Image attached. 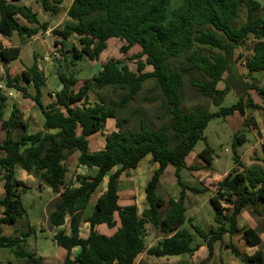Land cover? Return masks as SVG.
I'll return each mask as SVG.
<instances>
[{
  "label": "trees",
  "instance_id": "16d2710c",
  "mask_svg": "<svg viewBox=\"0 0 264 264\" xmlns=\"http://www.w3.org/2000/svg\"><path fill=\"white\" fill-rule=\"evenodd\" d=\"M64 1L41 0V4L45 11L57 14ZM172 2L73 0L68 8L72 22L53 31L62 38L55 41L62 57L60 61L74 63L83 58L98 61L108 40L119 38L124 41L120 52L128 60L136 61L137 69H131L121 59L109 58L97 75L76 89L77 74L70 69L63 71L60 63L57 75L63 88L55 89L56 97L48 105L42 99L47 78L37 60L21 74L7 75V88L17 90L22 98H31L42 110L45 121L37 132L28 130L24 114L16 104L9 118H5L8 96L0 84V129L6 132L0 142V182L4 181L0 198L3 207L0 249L6 248L29 263L43 264V257L25 248L28 236L36 233L34 227L30 226L27 233L19 236L6 235L3 231L4 225L17 223L27 213L23 196L31 188L18 178L17 169L21 168L58 195L49 212V222L53 227H63L54 235L56 244L66 252L63 264H138L136 261L144 252L156 258L194 255L202 246L208 249L205 259L208 261L217 243L230 249L244 264H264L260 229L239 225L240 213L248 209L264 231V143L262 155L247 165L238 153V146L246 138L242 129L235 133V166L215 184L210 198L215 210L214 224L208 229L187 215L188 191L201 195L211 189L188 186L180 174L183 169H199L188 165L187 158L200 140H205L206 147L199 157L203 166H211L214 149L204 133L211 119L227 118L239 112L245 117L244 126H249L251 121L257 128L256 121L247 117L246 109L264 110V107L250 97L248 102L240 98L231 106H223L231 87L228 81L222 89L218 85L225 80L236 49L244 46L251 36L255 45L252 55L246 59V67L250 73L264 71V8L260 0H182L172 10ZM242 6L246 8V20L235 26L238 23L233 22ZM21 18L28 24L22 23ZM29 24H39L38 13L31 7L20 4L19 0H0V36L10 38L17 33L24 44L49 26L47 22L36 27ZM72 35L78 37L81 47L65 46L64 41ZM135 45L141 51L129 55ZM20 55L21 46H4L0 37L3 62L17 60ZM22 80L33 85L34 94L21 84ZM148 80L155 81L152 90L159 91V95L147 100H160L163 110L160 117H168L161 124L130 107ZM187 84L199 95L210 98L218 110L201 107L186 110L183 89ZM107 88L123 93L119 99L108 98L104 94ZM249 88L264 97V86L252 82ZM90 94L97 101L91 102ZM132 117L137 120L129 126ZM109 119L116 120V129L107 134L102 149L93 151L90 137L101 132ZM76 151L78 165L95 171L77 174L68 181L66 161ZM148 156L158 167L147 182V203L140 211L135 203H120V179L124 172L136 169ZM170 165L176 169L181 190L177 197L165 198L158 189ZM105 180V190L97 198L92 213L84 218L94 193ZM82 222L90 225L86 238L81 236ZM100 225L116 230L112 235L103 234L97 229ZM148 225L164 235L151 247L146 246ZM226 234L241 235L248 244L259 248L249 255L233 242L225 243ZM76 247L80 250L73 256Z\"/></svg>",
  "mask_w": 264,
  "mask_h": 264
},
{
  "label": "rangeland",
  "instance_id": "374dc122",
  "mask_svg": "<svg viewBox=\"0 0 264 264\" xmlns=\"http://www.w3.org/2000/svg\"><path fill=\"white\" fill-rule=\"evenodd\" d=\"M264 8V0H260ZM73 0H65L62 4V9L65 11L72 4ZM182 3V0H173L171 9H175ZM246 8L241 7L237 18H235L233 24L237 22L235 26H240L246 20ZM12 44L19 45L22 47L21 56L19 59L12 61L10 64L11 68H17L21 66L22 63L30 65L33 62L34 51L42 57L49 56L50 53L44 50L43 47L37 42L24 44L22 45L21 39L18 35L11 37ZM255 45V39L251 36L246 44L242 47L236 49L234 60L231 64L229 72L225 73L224 81L220 82L218 87L224 88L226 81H228L231 91L227 94L223 106H231L234 103H237L240 98H243V101L248 102L249 97L253 99L255 103L262 105L264 107V97L259 95L255 90L250 89L249 85L252 82L264 86V71L250 73L246 67L247 57L252 55L253 47ZM59 53V52H58ZM136 49H132L130 54H135ZM57 55V54H56ZM51 55L49 57L50 64H47V78L49 80V86L55 89H58L61 84H59V79L57 77V72H50L51 69L55 70V65L53 62L56 59V56ZM53 56V58H52ZM108 57H116L125 61L131 69L136 70L137 65L136 61L128 60L127 56L120 52V49L116 48V44L112 43L110 46L103 52L101 59H106ZM1 61V60H0ZM53 61V62H52ZM98 62V61H97ZM93 63L87 58L81 60H75L74 63L61 62L62 70L70 69V72L77 74L79 83L76 86L78 89L80 85L86 80L91 78L96 74L100 68L101 64ZM45 64V63H44ZM58 65V64H57ZM59 66V65H58ZM54 68V69H53ZM149 68V67H148ZM4 72L3 64L0 62V84L4 89H8L6 86L5 76L1 73ZM5 79V80H4ZM155 86L154 80H148L142 91L137 96V99L131 103V109H138L141 116L151 120L156 124H161L168 120V117H163V110L160 109V100L159 101H148V98L156 97L159 95V91H153L152 88ZM12 96L8 95L7 106L5 109V118H9L13 105L17 102L25 104L24 108L27 112L34 114L36 116L39 113V108L30 102V104L25 103V99L21 97L20 93L17 90L11 89ZM123 91L116 90L112 88H107L104 91V94L108 98L119 99ZM183 94L186 98L184 102V108L188 110L191 107H201L203 109H209L210 111H216L218 108L213 105L210 98L199 95L196 89L191 88L188 84L183 89ZM49 99H54L49 95H45V100L48 102ZM90 100L97 101V97L94 94L90 95ZM28 101V100H27ZM159 116V118H158ZM247 117H250L252 120L259 123L261 129H255L253 123L250 121L249 126H244L245 118H243L239 112L229 116L227 118L215 117L210 120L208 127L205 130V136L208 143L214 149V159L211 166L205 167L204 162L199 157V153L206 147L205 140H200L195 146L192 153L187 158L189 164L198 167V170H189L183 169L181 171L182 181L188 186H198L201 188H210L208 192L195 196L192 192L189 191L188 195V211L187 215L195 219V223L202 225L204 228H209L214 224V214L215 210L212 204L210 203V196L212 192L215 191V184L218 179H221L223 176H226L234 168L233 160V141L234 135L239 130L242 129V134H244L246 140L242 145L238 146V153L245 163H250L260 155H262V143H264V110L247 108ZM137 120L135 117L131 118L129 126H132L136 123ZM29 121L33 123L32 130H38L39 126L35 127V119L29 118ZM258 126V124H257ZM116 129V120L109 119L106 123L105 128L91 136L90 145L93 151L102 149L105 146L106 136L110 132ZM16 134V133H15ZM6 132L0 129V141L5 137ZM67 166L69 169L67 180L71 181L75 178L77 174L94 172L95 170H87L78 165L77 154L72 153L67 159ZM158 167L155 164L151 156H148L145 160L141 162L137 169H132L124 172L121 175L120 179V203L122 205H127L130 203H135L138 205L140 211L146 207V193L145 187L148 180L151 178L154 170ZM176 169L174 166H169L165 173L163 174V182L160 184L158 193L165 198L170 196L177 197L181 186L176 181ZM29 175V174H28ZM25 174H18L17 176L24 177L27 185L31 188L23 196V204L27 210V213L18 220L17 223L12 225H4L3 231L6 235L19 236L21 233H27L31 227L36 229V233H32L27 238L26 247L27 250L35 251L39 257H43V264H63L64 257L66 255L65 249L59 247L54 241V235L56 229L49 222V212L53 209L54 203L57 200L58 196L52 192L51 188L41 184L38 179L34 176H28ZM22 179V178H20ZM105 180L101 186L98 188L97 192L94 193L92 197V203L90 209L85 215H88L93 209V203L98 198V196L106 188ZM48 187V188H47ZM4 192L3 182L0 183V198ZM192 195V196H191ZM195 199H197V208L195 206ZM3 208L0 206V216L2 214ZM249 211V210H248ZM252 214L251 211H249ZM253 215V214H252ZM186 226H189L188 224ZM68 227L67 225L65 226ZM99 231L105 233H113L116 228L110 229L107 226H99ZM90 231V225L86 222H83L81 225V235L87 236ZM163 233L154 228L152 225H148L146 246L151 247L156 245L159 240L163 238ZM199 241V239H198ZM264 246V245H263ZM204 249H207L204 246ZM202 248L199 250L196 258L193 260V264H205L207 255L205 256V250ZM218 251H224L225 247L217 244ZM226 250V249H225ZM76 250L73 252V256L77 254ZM208 253V252H207ZM139 263L145 264H178L176 257H163L156 258L153 256L147 255L146 252L142 253L137 261ZM205 262V263H204ZM0 264H34L29 263L25 259L18 258L12 252L6 248L0 249ZM184 264V263H182Z\"/></svg>",
  "mask_w": 264,
  "mask_h": 264
},
{
  "label": "crops",
  "instance_id": "0c3cea01",
  "mask_svg": "<svg viewBox=\"0 0 264 264\" xmlns=\"http://www.w3.org/2000/svg\"><path fill=\"white\" fill-rule=\"evenodd\" d=\"M19 3L20 4H24V5H26V6H29V7H31L35 12H37L38 13V19H39V24H41V23H44V22H47L48 24H49V26H48V28L45 30V31H41V32H39L37 35H35V36H33V37H31V38H28L27 39V42L26 43H24V44H29V43H34V44H36L37 42H39V44L41 45V47H43L44 48V50L45 51H47L48 53H50V55L49 56H45V57H42L41 55H38L37 54V52L36 51H34V54H33V62L30 64V65H27V64H24V63H22L21 64V66H19V67H17V68H11L10 66V64L12 63V61L11 62H3L2 61V59H1V57H0V62L3 64V70H4V72H2L1 74L2 75H4L5 76V79H6V76L7 75H10L11 77H14L15 75H18V74H21L25 69H26V67H29V66H31V65H33V63L35 62V60H37L38 62H39V65H40V68L41 69H43L44 71H45V74H46V78H47V64H50L51 62H49L48 60H49V57L51 56V55H56L57 57H56V59H55V61L53 62V64L55 65V70H52L51 69V71L50 72H57V70H58V68H59V64L61 63V61L60 60H62V57H61V55H60V53H58V48H59V46H57L56 45V43H55V41L56 40H59V41H61L62 40V38L61 37H57V36H55L54 35V33H53V31H54V29H62L63 27H64V25L65 24H67V23H70V22H72V20H71V18L68 16V8L65 10V11H63V7H61V10L57 13V14H53V13H51V12H47V11H45L44 9H43V7H42V4H41V0H19ZM21 20V22L22 23H26V24H28V22L25 20V19H20ZM39 24H34V25H31V24H29L30 26H33V27H36V26H39ZM16 35H18L17 33H15L13 36H16ZM13 36H11V37H13ZM19 36V35H18ZM1 37V40H2V43H3V45L4 46H7V47H10V46H19V45H15V44H12L10 41H11V37L10 38H6V37H3V36H0ZM19 38H20V36H19ZM21 39V38H20ZM65 42V46L67 47V48H72V47H74V46H76V47H81V44L79 43V41H78V37L76 36V35H72V36H70L67 40H65L64 41ZM21 43V42H20ZM112 43H115L116 44V48L117 49H120L121 48V46L124 44V41H122L121 39H119V38H111L110 40H108V46H107V48L110 46V44H112ZM24 44H22V45H24ZM106 48V49H107ZM132 49H136V52L137 53H139L140 51H141V47L139 46V45H135V46H133L132 48H131V50ZM130 50V51H131ZM105 51V50H104ZM103 51V52H104ZM21 52H22V47H21ZM103 52H102V54H103ZM102 54H101V56H102ZM129 54H130V52H129ZM136 54V53H135ZM132 55V54H131ZM21 56V55H20ZM101 56H100V59L98 60V62L97 61H92L93 63H96L97 62V64H101V68H100V70L96 73V74H94V75H97L100 71H101V69H102V66H103V64L109 59V58H116V57H108V58H106V59H101ZM52 58H53V56H52ZM118 59V58H117ZM48 62V63H47ZM4 63H6V67H4ZM45 63V64H44ZM47 63V64H46ZM58 64V65H57ZM53 68V69H54ZM147 70L149 71L150 69L149 68H147ZM93 75V76H94ZM57 77H58V75H57ZM4 79V80H5ZM1 83V82H0ZM79 83V82H78ZM84 83V82H83ZM82 83V84H83ZM21 84L23 85V86H25V87H27L28 88V90L31 92V93H33L34 94V88H33V85L31 84V83H28V82H25L24 80H22L21 81ZM59 84H61L60 83V81H59ZM78 85V84H77ZM81 86V85H80ZM77 89V88H76ZM79 89V88H78ZM8 91H10L11 93H12V91H11V89H7ZM42 92H43V96H42V99H43V102H44V104L45 105H48V104H50L51 102H52V100L51 99H49L48 100V102L45 100V95H49L50 97H52L51 96V94H53L54 93V91H53V88H51L50 86H49V80H48V78H47V80H46V84L42 87ZM19 93V92H18ZM13 94H11V96H12ZM91 95V94H90ZM9 98V97H8ZM26 101H25V103L26 104H30V102L33 104V106L34 105H36L37 107H38V105L31 99V98H24ZM28 100V101H27ZM91 101V100H90ZM92 102V101H91ZM94 102V101H93ZM20 109H21V111L23 112V114H24V119L27 121V123H28V125H29V127H28V130L30 131V132H37V131H39V130H41L42 128H43V124H44V121H45V117H44V114H43V112H42V110L39 108V113H37L36 114V116L34 115V114H31V113H29V112H27L26 110H25V108H24V105L25 104H21V103H19V102H17V103H15ZM237 113V112H236ZM235 113V114H236ZM240 114V113H239ZM241 115V114H240ZM246 115H247V109H246ZM242 116V115H241ZM243 117V116H242ZM29 118H31V119H35L36 118V121H35V127H37V126H39V128H38V130H36V131H34V130H32L33 128H32V126H33V123L31 122V121H29ZM243 118H245V117H243ZM258 124V126H257V128H255V129H258V127L261 129V131H262V128H261V126H260V124L259 123H257ZM2 130V129H1ZM259 130V129H258ZM2 131H4V130H2ZM6 136V135H5ZM5 138V137H4ZM3 138V139H4ZM91 138V137H90ZM2 139V140H3ZM1 140V141H2ZM0 141V142H1ZM263 144V143H262ZM77 154V161H78V156H79V152L78 151H76V152H74V154ZM192 153V152H191ZM190 153V154H191ZM189 157V156H188ZM146 159V158H145ZM144 159V160H145ZM243 160V159H242ZM143 161V160H142ZM141 161V162H142ZM141 162H140V164H141ZM187 162H188V160H187ZM244 162V161H243ZM254 161H250V163L248 164V163H245V164H247V165H251L252 163H253ZM139 164V165H140ZM188 164H189V162H188ZM80 167H82V166H80ZM139 167V166H138ZM137 167V168H138ZM82 168H84V167H82ZM136 168V169H137ZM27 174L28 175V173L25 171V170H23V169H21V168H18L17 169V174ZM29 177L30 176H32V175H28ZM225 176H223L221 179H223ZM19 178V177H18ZM20 178H22V180H24L25 181V178L24 177H20ZM19 178V179H20ZM221 179H218V181L219 180H221ZM150 180V179H149ZM148 180V181H149ZM176 181H177V179H176ZM217 181V182H218ZM1 182H3V186H4V181H1ZM0 182V183H1ZM26 182V181H25ZM163 182V178L161 177V180H160V184ZM195 186V185H194ZM4 188V187H3ZM48 188V187H47ZM121 191V190H120ZM194 194V193H193ZM57 195V194H56ZM188 195H189V191H188ZM3 196V195H2ZM58 196V195H57ZM192 196V195H191ZM195 196H197L198 197V194H195ZM211 196H212V194H211ZM211 196H210V198H211ZM99 197V196H98ZM96 201H97V199L94 201V203L92 204L93 205V209H94V206H95V204H96ZM195 201V206H196V208H197V206H198V204H197V199H195L194 200ZM91 203H92V201H91ZM91 203H90V206H91ZM130 204H132V203H130ZM128 205V204H127ZM90 206H89V208H88V210L90 209ZM138 206V205H137ZM2 207V206H1ZM199 207V206H198ZM3 208V207H2ZM93 209H92V211H93ZM140 210V209H139ZM92 211L90 212V213H88V215H85L88 211L86 210V212H85V214H84V218H86V217H88L89 216V214H91L92 213ZM83 223V222H82ZM87 223V222H86ZM239 225H240V227H242V226H251V227H253V228H258V229H260V231H261V237H262V240H263V245H264V231L261 229V227H260V223H259V220H258V218L257 217H255L254 215H252V214H250L249 213V211H248V209H244V210H242V212L240 213V215H239ZM100 226H106V225H100ZM55 229H56V232L57 231H59L60 229H62L63 227H54ZM99 228V226L97 227V229ZM147 228H148V226H147ZM99 230V229H98ZM56 232H55V234H56ZM101 232V231H100ZM115 232V231H114ZM113 232V233H114ZM101 233H103V234H107V235H112L111 233L109 234V233H105V232H101ZM89 235V234H88ZM87 235V236H88ZM82 236V235H81ZM87 236H82V237H84V238H86ZM164 237V236H163ZM147 238V237H146ZM224 241H225V243H230V242H233L234 244H236L239 248H240V250L241 251H243V252H246L247 254H249V255H253L257 250H258V246H252V245H250V244H248L247 242H246V240H244L242 237H241V235H238V236H230V234H226L225 236H224ZM217 244H220V243H217ZM217 244L215 245V251H214V254H213V257L210 259V260H208V261H206L207 263H205V264H244V263H242L233 253H232V251L230 250V249H227V248H225L224 249V251L222 250H220V251H218V249H217ZM206 247V246H205ZM264 247V246H263ZM202 248V250L204 249V246H202L201 247ZM200 248V249H201ZM207 248V247H206ZM199 249V250H200ZM76 250H80V248H78V247H76V248H74L73 249V252H75ZM199 250L197 251V252H195V254L194 255H189V254H183V255H177V256H171V257H176V260L179 262L178 264H182V263H184V264H193V260H194V258H196V256H197V254H198V252H199ZM205 251V256L207 255L208 256V249H204ZM79 251H77V253H78ZM207 258V257H206Z\"/></svg>",
  "mask_w": 264,
  "mask_h": 264
},
{
  "label": "built area",
  "instance_id": "2783aa9c",
  "mask_svg": "<svg viewBox=\"0 0 264 264\" xmlns=\"http://www.w3.org/2000/svg\"><path fill=\"white\" fill-rule=\"evenodd\" d=\"M3 93H4L6 96L12 94L10 91H8V90H6V89H4V92H3ZM55 97H56V95H55V93H53V98H55Z\"/></svg>",
  "mask_w": 264,
  "mask_h": 264
},
{
  "label": "water",
  "instance_id": "95a60500",
  "mask_svg": "<svg viewBox=\"0 0 264 264\" xmlns=\"http://www.w3.org/2000/svg\"><path fill=\"white\" fill-rule=\"evenodd\" d=\"M7 65H6V63H4V67H6ZM63 88V84H61L60 85V87L58 88V90H61ZM20 95H21V93H20Z\"/></svg>",
  "mask_w": 264,
  "mask_h": 264
}]
</instances>
